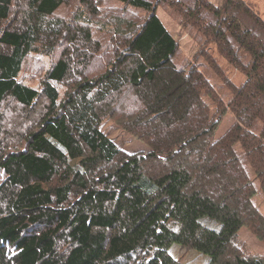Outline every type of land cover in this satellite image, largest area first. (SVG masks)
Wrapping results in <instances>:
<instances>
[{"label":"trees","instance_id":"obj_1","mask_svg":"<svg viewBox=\"0 0 264 264\" xmlns=\"http://www.w3.org/2000/svg\"><path fill=\"white\" fill-rule=\"evenodd\" d=\"M14 1L0 0V24ZM71 1L83 6L75 29L55 16ZM94 1L22 0L0 25V106L29 113L40 96L47 102L16 136L0 122V264H180L173 244L207 264H264L236 244L245 226L264 243L254 201L264 196V19L244 0H116L146 15L98 23V40L84 14L99 15ZM166 3L195 29L192 63L175 60L177 41L156 14ZM67 38L72 50L40 90L19 79L30 54H55ZM108 39L119 42L112 66L91 73L89 48ZM220 59L244 79L226 76ZM67 81L60 98L56 83ZM227 112L234 121L215 137ZM112 115L149 151L122 155L100 128Z\"/></svg>","mask_w":264,"mask_h":264},{"label":"rangeland","instance_id":"obj_2","mask_svg":"<svg viewBox=\"0 0 264 264\" xmlns=\"http://www.w3.org/2000/svg\"><path fill=\"white\" fill-rule=\"evenodd\" d=\"M14 1V6L12 8V13L10 19L6 22H2L0 25H7L12 21V18L21 13L20 10L23 9L22 0ZM97 1V0H96ZM92 2V5L96 6L99 10V15L92 16L90 15V10L85 6L84 14L85 19L91 17V21L94 27V30L91 31L94 33V36H97L101 40L104 33L99 29L98 23H112L113 16H120L124 19L131 17V13L137 14L138 16H145L146 12L141 9L127 8L124 10V4L116 0H99L98 2ZM213 4H219L221 0H210ZM251 5V7L260 14L264 19V0H244ZM73 2V1H71ZM77 7L82 9L83 6H77L75 2L69 4L61 5L55 13V16L60 19L64 26L70 25V28H78L74 20L75 12ZM16 11V12H15ZM156 14L161 19L166 28L174 36L178 44V51L175 57V60L178 65H184L192 63V57L196 52L197 44L194 39L191 37L192 33H195L191 22L187 23L188 20L184 17V20L181 19V15L178 6L170 5L166 3L165 5L161 4L156 9ZM20 16V15H19ZM84 18V17H83ZM227 20L230 22L231 26L241 35L245 36L246 39L250 42L253 37L246 33V29L243 26V23H240L237 19L233 17H227ZM187 21V22H186ZM87 22V20L85 21ZM111 25V24H110ZM81 26V25H80ZM83 27H87L86 25ZM111 27V26H109ZM73 29V30H74ZM87 29V28H86ZM63 43L55 54H30V56L25 60L22 70L20 71L19 79L37 90L41 89V85L44 79V73L47 68L55 61V58L59 57L60 53H63L66 50V46L73 48L70 39L62 40ZM118 41L113 39H108L106 43L102 44L99 50H91L90 53H93V58L91 59L90 70L91 73H100L105 68L112 66L114 52H116ZM221 67L225 71V75L228 76L235 82H240L244 79L243 73L228 66L227 63L220 59ZM190 68L189 66H186ZM213 82V81H212ZM215 82H218L217 80ZM56 87L59 91L60 98L65 96V93L73 87V84L69 81L56 83ZM46 100L44 97L40 96L35 102L33 109L28 113L20 107H17L16 104L11 100H6L0 106V122H2V129L5 132L13 136L18 135L19 128H26L30 122H33L38 119L40 114L45 113L46 110ZM234 118L230 112H227L220 123L218 124L214 135L215 137L220 136L225 130H227L230 125L233 123ZM17 125H20L17 127ZM101 130L118 146L122 155H133L138 153H146L149 151L147 144L137 138L132 133L126 131L117 124L113 119V115L103 119L100 125ZM23 145V143H21ZM12 148V147H11ZM0 180H2V175L0 174ZM254 201L257 204L259 210L264 214V196L261 193H257L254 196ZM236 244L240 249H242V254L244 256L257 255L264 257V243L260 241L246 226L242 227L238 231V236ZM170 252L173 257L180 264H207L208 256L201 254L198 251L190 247H183L177 244H173L170 248ZM130 264H139L138 262H130Z\"/></svg>","mask_w":264,"mask_h":264}]
</instances>
